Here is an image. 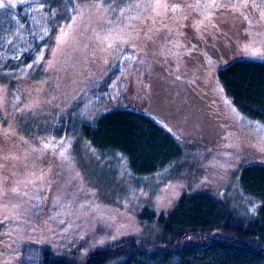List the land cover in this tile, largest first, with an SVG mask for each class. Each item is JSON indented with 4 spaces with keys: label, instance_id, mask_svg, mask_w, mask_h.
Returning a JSON list of instances; mask_svg holds the SVG:
<instances>
[{
    "label": "trees",
    "instance_id": "trees-1",
    "mask_svg": "<svg viewBox=\"0 0 264 264\" xmlns=\"http://www.w3.org/2000/svg\"><path fill=\"white\" fill-rule=\"evenodd\" d=\"M61 1L47 0L35 11L32 4L0 6V87L8 88V114L23 104L24 88L35 86L43 76L35 61L49 46L50 35L44 30L53 32L50 14ZM167 2L170 19L182 18L187 8L195 15L184 27L181 52L151 46L143 57L145 71L138 70V86L129 83L118 99L121 103L113 98V106L90 112L85 119L80 115L85 102L107 90L117 73L114 69L104 85L85 88L69 104L53 105L57 119L47 121L36 137L17 118L14 137L4 142L6 123L0 116V150L17 154L31 146L47 157L78 135L100 159L122 160L134 178L163 175V181L178 175V181L196 186L178 193L164 210L145 204L136 207L137 230L111 245L92 248L83 257H67L32 243L22 248L18 264H264V162L238 165L232 203L226 193L214 189L222 180V165H207L200 171L187 159L206 155L209 160L215 155L220 163L233 154L226 150L231 121L241 119L264 128V58L240 53L255 33L251 17L223 5L214 11L209 25L198 27L195 23L203 18L198 16L196 0ZM61 70L65 73L67 66Z\"/></svg>",
    "mask_w": 264,
    "mask_h": 264
},
{
    "label": "rangeland",
    "instance_id": "rangeland-1",
    "mask_svg": "<svg viewBox=\"0 0 264 264\" xmlns=\"http://www.w3.org/2000/svg\"><path fill=\"white\" fill-rule=\"evenodd\" d=\"M46 1L0 0V5L15 9L20 4H32V9L38 10ZM117 3L62 0L53 8L50 14L53 32H47L49 46L36 65L43 68L40 82L24 88V102L11 114L6 111L8 88L0 87V116L7 133L4 142L14 134L17 118L24 126L29 125L30 136H35L47 121L51 124L57 119L59 114L55 118L52 114L53 105L69 104L85 88L104 85L114 69L117 73L105 87L106 93H98L85 102L80 115L85 119L90 112L113 106V98L121 103L118 99L122 91L129 83H136L138 70L140 74L145 71L143 57L149 54L151 46L161 45L162 52L171 49L176 53L185 48L183 31L192 22L191 9L187 8L186 17L170 19L167 0ZM223 5L245 12L244 18L251 17L255 33L249 36L240 53L264 58V0H196L198 16L203 19L195 25H209L214 11ZM61 28L69 35L65 43L58 45L56 38ZM66 66L68 70L61 73ZM9 118L14 122L8 124ZM231 122L230 147L226 150L233 154L220 163L215 155L209 160L206 155L202 159L200 156L187 159L194 168H202L200 171L207 165H222V180L214 189L226 193L233 203L238 165L249 160L264 162V128L241 119ZM70 137L73 139L70 145L66 141L56 155L51 152L47 157L31 146L17 154L0 150V227L4 231L0 234V264H18L22 248H30L32 243L46 245L57 255L83 257L92 248H103L131 236L138 226L136 207L145 204L164 210L178 193L196 186L191 181H178V175L163 181V175L134 178L126 172L122 160L100 159L81 137Z\"/></svg>",
    "mask_w": 264,
    "mask_h": 264
},
{
    "label": "snow or ice",
    "instance_id": "snow-or-ice-1",
    "mask_svg": "<svg viewBox=\"0 0 264 264\" xmlns=\"http://www.w3.org/2000/svg\"><path fill=\"white\" fill-rule=\"evenodd\" d=\"M0 6H2V5H0ZM44 7V5L42 4L41 5V8H43ZM53 14V16H55V12H53L52 13ZM71 26L69 25V28H70ZM49 30L48 29H45L44 30V34L45 35H47V32H48ZM68 32L67 31H65L63 28H61L60 29V34L57 36V44L58 45H61V44H63V43H65L66 41H67V39H68ZM41 39H43V36L41 37ZM40 59H42V57H38L37 58V60L35 61V63H39V60ZM28 67L30 68V67H32V65H28ZM47 147V146H46ZM64 155V153H61V156H63Z\"/></svg>",
    "mask_w": 264,
    "mask_h": 264
}]
</instances>
